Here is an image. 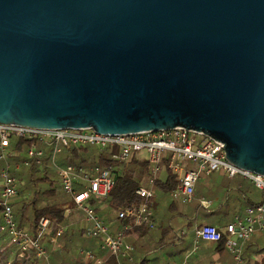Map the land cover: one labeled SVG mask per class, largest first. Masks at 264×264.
Here are the masks:
<instances>
[{
  "label": "water",
  "instance_id": "water-1",
  "mask_svg": "<svg viewBox=\"0 0 264 264\" xmlns=\"http://www.w3.org/2000/svg\"><path fill=\"white\" fill-rule=\"evenodd\" d=\"M0 123L184 127L264 176V0H0Z\"/></svg>",
  "mask_w": 264,
  "mask_h": 264
},
{
  "label": "built area",
  "instance_id": "built-area-1",
  "mask_svg": "<svg viewBox=\"0 0 264 264\" xmlns=\"http://www.w3.org/2000/svg\"><path fill=\"white\" fill-rule=\"evenodd\" d=\"M26 140L29 146L16 150L19 140ZM15 141L16 144L12 142ZM93 147L106 153L108 164H61L59 156L70 147ZM46 150L50 151L49 162L54 169L62 190L70 197L71 205L65 204V214L70 216L73 208L82 212L79 222H83V236L95 239L98 252L81 250V256L89 264H104L114 257L117 264L129 257L132 245L128 242V232L134 227H156L151 202L156 196L155 181L163 166L176 175L177 184L170 195L182 203H192L195 199V185L199 174H211L220 170L228 177L249 179L254 187L262 191L260 202L246 206L243 214H237L224 228L225 247L232 254V264H244L243 247L257 231H264V176L240 169L225 159L224 147L203 132L174 127L158 131H141L130 134H101L92 128L83 129H41L15 124L0 123V232L5 233L8 245L18 248L19 256L32 253L49 263V250L59 246L58 238L67 227H59L52 235V221L47 217L39 219L35 232L19 226L13 200L17 197L21 182L16 172L30 162L42 164ZM134 157L146 160L150 175L140 184L135 193L140 197L137 203L115 209L118 219L128 221L113 230L112 222L105 221L95 212L94 205L112 191L116 175L126 168ZM194 161L196 167H188ZM200 205L208 208L211 202L200 199ZM223 234L214 225L200 224L194 228V247L181 263L193 254L201 242L220 241ZM80 250V249H79Z\"/></svg>",
  "mask_w": 264,
  "mask_h": 264
},
{
  "label": "trees",
  "instance_id": "trees-1",
  "mask_svg": "<svg viewBox=\"0 0 264 264\" xmlns=\"http://www.w3.org/2000/svg\"><path fill=\"white\" fill-rule=\"evenodd\" d=\"M28 146L29 142L23 139L17 142L15 149L24 150ZM49 156L50 151L46 150L42 164L40 166L31 161L29 166H22V170L17 172L16 175L22 176V183H24L25 186L19 190V196L17 197V201L13 204V207L19 226L26 227L31 232H35L39 219L42 217H47L52 221V230L50 234L54 235L59 227H68L67 224L70 221V218L65 214V210L63 208L64 201L62 197H60L56 192V174L49 162ZM59 157L61 164L72 163L87 166L96 163H110L105 152L99 151L96 148L89 146L70 147L63 150ZM162 171L165 172L166 177L164 180H161L159 173L155 181V188L163 193L168 192L170 194L171 190L177 184L176 175L165 166H163L161 172ZM149 175L148 162L146 160L139 159L138 157H134L132 159L131 166L122 169L121 172L116 175L114 187L108 196L97 201V203L94 205L95 212L105 219L104 215L101 214L104 209L112 211L130 205L131 203H137L140 197L135 193V190L142 183L143 178L145 176L148 177ZM228 179L229 180L227 182H222L218 185L221 186L222 189H227V195H229V197L232 191L239 193L244 201V207L253 206L260 202L263 195L262 191L258 190L260 191V197L259 200L255 201L254 197L256 196V192L251 191V187L254 186L250 184L244 185L242 183L243 179L240 180L239 178L235 177H228ZM28 189H33L31 196L25 192L24 196L26 197L21 198L20 193L22 190L28 191ZM226 204V202H223L219 206L218 210H215V212L207 211L209 213L206 215L213 217L214 222L218 223V225L214 226H216L223 234L220 241L213 242L212 250L219 253H222L225 250L227 251L225 247L224 230H222V227L225 228L229 223L228 221H232V216L240 213V209H237L234 215H231L230 217L226 212L228 217L225 221L228 223L223 225V219H221L222 214L218 215V213H220V210L224 211ZM156 207L157 201L154 197L151 202L154 219L156 218ZM113 216L114 218L112 221L115 220L118 226L128 222L118 219L116 215ZM156 227L160 229V235L158 236L157 234L156 236V239L157 237L159 238V246L163 247L165 245H172L176 242V240H171L169 238L170 233L167 228L161 227V225H157ZM127 235L128 237L132 236L135 238L131 244L132 251L129 253L128 258L126 257L123 259V264H146L147 257L144 254L138 256L137 251H144L142 249L144 248L142 242L145 241V238H147V241L152 240V230L147 226L134 227L133 230L129 231ZM58 242L59 246L57 248L52 249L50 245L47 248L50 251V264H83L80 261H73L69 253L74 251L75 248L77 249V247L81 248L82 250H93L98 248V244L95 239L84 237L82 232L80 234H72L71 232L67 231V228L63 234L59 236ZM251 253L259 256L260 262H264V231H257L248 241L245 242L243 257L248 260V255ZM98 254L101 253L98 252ZM245 255L247 256L245 257ZM0 264H47V261L36 257L33 253L25 257H20L18 248L14 245H8L6 242L5 233L0 232ZM104 264H117V261L114 257H109Z\"/></svg>",
  "mask_w": 264,
  "mask_h": 264
},
{
  "label": "rangeland",
  "instance_id": "rangeland-1",
  "mask_svg": "<svg viewBox=\"0 0 264 264\" xmlns=\"http://www.w3.org/2000/svg\"><path fill=\"white\" fill-rule=\"evenodd\" d=\"M13 144H16V142L13 141L12 146ZM131 162L126 165V168L131 166ZM1 163L2 162L0 161V165ZM187 163H188V167L190 168L196 167L194 161H189ZM21 170L22 168H20L18 172ZM15 174H17V172ZM238 176L239 175H236L235 178H237ZM165 177H166L165 172L164 171L160 172V179L164 180ZM17 178L21 182L20 184L21 187H19V190H21L23 186H25V184L22 183V176H17ZM55 180H56V184H55L56 192L60 197H62L64 201L63 205L65 204L71 205L70 197L62 190L56 178ZM146 180L147 177L145 176L141 184H144ZM228 180H229L228 177L220 170L213 171L211 174H206L205 172H201L199 174V179L195 185V199L192 203H187V204L180 202L178 199L172 198V196L168 192L163 193L157 188H155L158 192L157 207L155 209L156 211L155 215L157 218L156 226L161 225V227L167 228L170 233L169 238L171 240H176V242L173 243L172 245H165L161 247L159 246V238L157 237L156 239L154 235L152 236V240L147 242H142V245L144 246V248L142 249L144 251L138 250L137 255L141 256L142 254H144L147 257L146 264H169V261L179 262V263L183 262L186 258V255L191 250H193L192 248L194 247V245H192L191 248L190 235L192 234V240H193L195 226L203 223L205 220L213 219V217L206 216L209 213L207 211L211 212L218 210L219 206L223 202H226L227 204L224 207L225 212L223 210H220V213H218V215L222 214L221 219L225 221L228 215L231 217V215H234L237 209L243 207L244 201L239 193L232 191L229 197V195H227V189L226 188L222 189V187L218 185L219 183L227 182ZM32 191L33 189H28V191L22 190V192L20 193L21 194L20 197L21 198L26 197L24 196L25 192L26 194L31 196ZM251 191L256 192V196L254 197V200L255 201L259 200L260 191H258V189H256L255 187H251ZM18 196L19 193L17 197ZM201 198L211 201V205L207 209L199 205L200 204L199 201ZM226 212L228 213V215L226 214ZM101 214L104 215L105 221L107 222L111 221L112 224L114 225L112 231L116 227H118V224H116L115 220L112 221V219L114 218L113 215H115L114 210L110 211L104 209ZM82 215L83 214L81 211L76 210V208H73L69 216L70 221L71 220H73V222H75V220L79 221L81 220ZM80 223L81 225H84V223L80 221L76 226H70L69 228H67V231L73 232L74 234H80L82 232V227ZM156 228L154 229V232H156L159 236L160 229L159 228L156 229ZM81 250H82L81 248L77 247V249L75 248L74 251H71L69 253L71 258L74 261H80L83 264H89L85 262L83 257L81 256L80 254ZM93 250L96 251V249ZM196 251H195L196 253H199L200 252L199 248Z\"/></svg>",
  "mask_w": 264,
  "mask_h": 264
},
{
  "label": "crops",
  "instance_id": "crops-1",
  "mask_svg": "<svg viewBox=\"0 0 264 264\" xmlns=\"http://www.w3.org/2000/svg\"><path fill=\"white\" fill-rule=\"evenodd\" d=\"M59 160H60V157H59ZM61 161V160H60ZM237 178H239L240 180H242V183L244 185H252V182L247 179V178H244V177H241V176H238ZM56 179L58 180L57 176H56ZM239 183V182H238ZM21 187V185L19 186ZM155 192H156V196H155V199L157 201L158 199V192L157 190L155 189ZM206 200V199H205ZM17 201V197L13 200V204ZM209 201V200H208ZM211 202V201H210ZM200 205V204H199ZM207 209V208H205ZM244 209L245 207H240V213H237V214H243L244 212ZM212 212H215V211H212ZM235 214V215H237ZM234 215V216H235ZM233 217V216H232ZM157 218H155V221H156V224H157ZM233 219V218H231ZM207 222V223H206ZM209 222V223H208ZM228 222H231V220H229ZM227 221H222V224L224 225L225 223H228ZM79 223V221L75 220V222H73V220L69 221L68 222V227L69 228L70 226H76L77 224ZM201 224H212V225H218L217 222H214V219H211V220H205L203 223ZM200 225V224H199ZM113 224H112V227L111 229L113 228ZM120 227V225L118 227H116L114 230L118 229ZM156 228V227H155ZM222 230H224V227H222ZM153 231V236L157 235L156 232H154V229L152 230ZM73 234V232H71ZM191 239H190V242H191V248H192V245H193V242H194V237H193V240H192V234L190 235ZM135 238V237H134ZM134 238L132 236H129L127 238L128 242L132 244ZM152 238V237H151ZM147 238H145V241L144 242H147L146 240ZM45 244V247L48 248L49 247V243L47 240H45L44 242ZM199 250L200 252L199 253H196L194 252L193 254L189 255L188 258H187V264H232L233 262V258H232V254L227 250H225L224 252L222 253H219L217 251H213L212 250V247H213V242H201L199 244ZM245 246V244H244ZM92 250V249H91ZM243 250H244V247H243ZM94 251V250H93ZM189 251V250H188ZM96 253H98V250L96 249L95 251ZM247 255H245L246 257ZM244 264H264V262H260L259 260V256L255 255L254 253H251L248 255V260H246L244 257ZM73 260V259H72ZM74 261V260H73ZM170 263H174L173 261H169V264ZM175 263H179V262H175Z\"/></svg>",
  "mask_w": 264,
  "mask_h": 264
}]
</instances>
